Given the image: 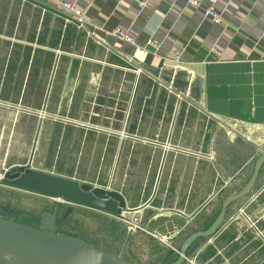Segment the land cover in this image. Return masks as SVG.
Instances as JSON below:
<instances>
[{
	"label": "crops",
	"instance_id": "0c3cea01",
	"mask_svg": "<svg viewBox=\"0 0 264 264\" xmlns=\"http://www.w3.org/2000/svg\"><path fill=\"white\" fill-rule=\"evenodd\" d=\"M61 1L84 10L86 28L57 8ZM138 1L143 8L135 0H0V179L26 164L96 177L143 229L127 226L124 250L141 232L167 249V264L177 252L159 239L179 249L208 227L264 145V0H216L220 23L204 15L208 0ZM117 29L135 44L112 35ZM149 39L156 54L145 48ZM186 258L264 264V164L249 194Z\"/></svg>",
	"mask_w": 264,
	"mask_h": 264
},
{
	"label": "water",
	"instance_id": "95a60500",
	"mask_svg": "<svg viewBox=\"0 0 264 264\" xmlns=\"http://www.w3.org/2000/svg\"><path fill=\"white\" fill-rule=\"evenodd\" d=\"M262 164L264 151L256 158L249 179L222 200L220 211L212 223L188 235L179 246L177 258L167 264H183L186 250L195 240L208 238L218 230L226 208L252 190ZM0 180L15 188L72 201L114 215H121L125 211V202L119 193L80 183L74 178L35 170L27 164L8 169ZM0 207L11 211L7 218L0 217V264H134L123 257V251L116 254L82 238L58 233V202L52 204V213L44 209L39 213L37 227L16 222L15 216L21 211L12 213L13 209ZM69 211L70 208L67 213Z\"/></svg>",
	"mask_w": 264,
	"mask_h": 264
},
{
	"label": "rangeland",
	"instance_id": "374dc122",
	"mask_svg": "<svg viewBox=\"0 0 264 264\" xmlns=\"http://www.w3.org/2000/svg\"><path fill=\"white\" fill-rule=\"evenodd\" d=\"M76 180L80 183L90 184L93 187L98 186L96 185L98 184V179L96 177H80ZM99 180L100 185L102 187L105 186L103 185L105 184V178ZM56 202L57 201L48 196L15 188L0 180V206L13 209L12 213L21 211L15 216V221L18 223L37 227L40 220V216H38L39 213L43 209L52 213V204ZM58 204L59 207L56 215L58 233L82 238L99 248L116 254L123 251V257L125 259L128 258L133 260L129 255L133 251L134 257L139 258L137 262L140 264H160L164 259L168 258L165 256L168 254L165 247L156 240L154 241L144 237L141 232L136 233L140 242H138L137 239L136 241L138 243L136 242V247L126 252V250H124V242L128 233L127 225L117 217H112L106 212L79 204H69L65 202H58ZM69 208L70 211L67 213ZM0 217L7 218V212L2 207H0Z\"/></svg>",
	"mask_w": 264,
	"mask_h": 264
},
{
	"label": "built area",
	"instance_id": "2783aa9c",
	"mask_svg": "<svg viewBox=\"0 0 264 264\" xmlns=\"http://www.w3.org/2000/svg\"><path fill=\"white\" fill-rule=\"evenodd\" d=\"M135 1H137L138 6L140 8L144 7V5H145L144 1H138V0H135ZM187 3L189 5H191V6H194V7H198V6L201 5V3L198 0H187ZM215 3H216V0H208L207 1V5L204 7V15L206 17L211 18V20L214 23H220L221 22V17L219 15V13H217V11H216ZM57 8H59L64 13H67L74 20V22L76 23V25L79 28H86V24L87 23H86V21L84 19V16H85L84 15L85 14L84 10L80 9L79 7H77L74 3L61 1V2L58 3ZM111 34L116 36V37H118V38H120L121 40H124V41L130 43V44H135L134 38L131 35H129L126 31H122V30L117 29V30L112 31ZM145 48L150 50L153 54H156L157 51H158V48H159V44L155 43L154 41L149 39L147 41V43L145 44ZM183 51H184V46H182L180 49L174 51L173 57H172L173 67L178 68V67H180L183 64V62H184L183 59H182ZM127 63L130 64V65H133L132 59L128 58L127 59ZM134 72L136 74L145 73L144 70L142 68H140V67H135ZM166 89L170 93H174L175 96L178 99L182 98L181 95H179V94H177V93H175L173 91L171 85H168ZM38 113H39L40 118H43V117L46 116V113L44 112V110H40ZM246 139L249 140V138H246ZM163 148H164V150H173V151L180 150L179 148H177V147H175L173 145L167 144V143L163 146ZM256 148H257V151L260 152V153L262 151H264V145H258ZM50 198H52L53 200H55L57 202H65V203H69V204H77V203H74V202L68 201V200H63V199H58V198H53V197H50ZM107 214H109L112 217L119 218L128 227H131V229L143 231V229L137 223L136 216H134L132 218V220H128V219H126V218H124L122 216L123 213L121 215H114V214H111V213H107ZM250 224L252 226L254 225V223H250ZM159 240H160L161 243L167 245L172 251H175V252L178 251V249H176L174 246H172L171 244H169L167 242V240H168L167 237L160 238ZM186 260H187V258H186ZM189 262L191 263L192 261H189Z\"/></svg>",
	"mask_w": 264,
	"mask_h": 264
},
{
	"label": "flooded vegetation",
	"instance_id": "af4514ba",
	"mask_svg": "<svg viewBox=\"0 0 264 264\" xmlns=\"http://www.w3.org/2000/svg\"><path fill=\"white\" fill-rule=\"evenodd\" d=\"M3 209H5V211H7V217L10 216V214H11L10 212H11V211H9V210L6 209V208H3Z\"/></svg>",
	"mask_w": 264,
	"mask_h": 264
},
{
	"label": "bare ground",
	"instance_id": "6f19581e",
	"mask_svg": "<svg viewBox=\"0 0 264 264\" xmlns=\"http://www.w3.org/2000/svg\"><path fill=\"white\" fill-rule=\"evenodd\" d=\"M137 217V216H136Z\"/></svg>",
	"mask_w": 264,
	"mask_h": 264
}]
</instances>
